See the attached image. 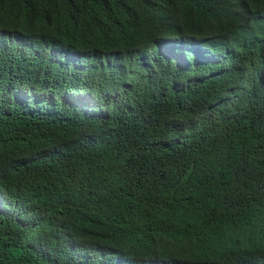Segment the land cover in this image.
<instances>
[{"label": "trees", "instance_id": "trees-1", "mask_svg": "<svg viewBox=\"0 0 264 264\" xmlns=\"http://www.w3.org/2000/svg\"><path fill=\"white\" fill-rule=\"evenodd\" d=\"M0 264H264V0H0Z\"/></svg>", "mask_w": 264, "mask_h": 264}]
</instances>
